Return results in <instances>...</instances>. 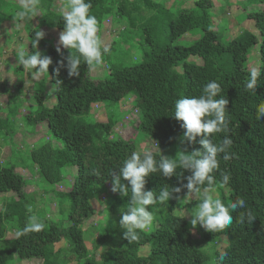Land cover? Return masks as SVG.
<instances>
[{"label":"trees","instance_id":"obj_1","mask_svg":"<svg viewBox=\"0 0 264 264\" xmlns=\"http://www.w3.org/2000/svg\"><path fill=\"white\" fill-rule=\"evenodd\" d=\"M177 1L182 7L187 2L174 0L167 6L166 0H91L90 14L97 17L99 26L101 20H112V24L116 21L121 26L116 32L122 35L123 43H127V37L142 35L145 45L138 63L110 68L108 76L99 81L91 79V64L83 58L78 75L69 76L67 57L71 53L75 55V50L63 46L58 53L57 47L45 37L35 46L37 29H32L30 24L26 52L42 50L45 56L51 57L47 76L53 86L54 103L51 108L46 107L44 101L47 96L33 89L30 99L37 108L34 113L18 114L14 103L17 99L9 96L5 109L0 110V138L8 142L11 152V157L3 165L0 162V194L12 193L14 197L0 210V264H8L14 259L15 264L26 260L37 261L38 264H264V116L256 119L259 109L264 107V0H259L263 5L262 10L249 11L246 1L243 8L245 18L253 22L260 39L258 68L261 69V76L252 92L245 91L244 85L250 73L248 54L258 44L257 36L250 30H242L232 39L221 41L216 30L220 20L210 0H190L192 6L177 10L175 15L162 11L161 3L170 10ZM37 12L40 13L41 26L48 25L63 32L62 15L43 16L41 10ZM6 15L0 11V24L13 18ZM135 26L140 29L137 30ZM195 32H198V37L191 45H173L180 37ZM194 56L200 58V64L189 60ZM56 68L58 72L53 71ZM14 72H24V66L19 61ZM45 79L43 75L40 80L44 82ZM213 80L222 88L216 98L223 97L229 101L226 105L228 130L211 134L208 138L219 144L228 136L232 145L228 150L229 159L223 158L224 153L218 154L219 167L210 174L216 183L209 188H218L219 177L227 174L229 180L225 185H220L218 197L225 204L234 202L238 197L246 202L245 208H238L232 213L233 223L224 231L227 245L218 254L214 253L210 239H213L214 233L219 236L222 230L208 232L205 228L197 229L201 233V240H205L203 244L213 249L212 254H206L207 250L200 248L202 246L193 236V229L188 227L185 218L174 215L178 201L195 192L186 187L193 170L178 163L171 177H164L159 169L145 177V191H153L158 196L163 187L169 188L171 198L166 202V214H159L150 231L138 230L135 241L124 238L126 230L114 228L118 222L116 215V218L107 221L110 223L109 229L96 227L102 231H98L100 235L94 248H98L99 244L104 246L101 260L96 261L95 251L89 250L85 244L84 229L81 227L89 223L96 213L92 207L94 199L110 200L109 206L128 211L126 207L131 193L129 191L128 196H122L119 191L108 192V186L113 182L110 174H119L123 162L133 152L140 151H136L132 140L115 134L117 122L113 118L84 121L93 112L92 105L119 102L122 97L133 96L131 109L137 112L140 120L134 126L136 134L140 131L146 139L154 142L156 148L158 145L157 151H150L157 161L162 156L161 149L175 145H180L179 150L185 154L194 151L203 153L199 141L205 138L204 134L189 142L184 137L186 130L180 126L183 122L172 116L176 100L201 95L205 85ZM16 89L20 94L25 93L21 84ZM6 94V84L0 82V95ZM20 116L29 125L48 123V132L57 142V145L45 142L29 152V162L36 173L58 190L57 212L62 215L67 211L64 223L39 217L45 225L41 231L22 232L29 223V217L35 215V193L27 194L25 178L15 171L16 162L13 159L20 153L12 140L17 133L16 119H20ZM67 166L76 169V176L65 187L61 182L64 181ZM120 183L130 189L128 181L122 177ZM199 186L194 184V188ZM172 188H180V192H171ZM199 202H190L189 207H197ZM63 203H66L65 207H62ZM51 204L54 202L51 201ZM247 211H251L255 219L251 223L247 219L240 223V214ZM6 223L11 224V227H6L7 230L15 233L10 239L5 238ZM220 240L219 237L213 239L214 243ZM58 243H63L64 248L55 249ZM145 247H148L146 252H142Z\"/></svg>","mask_w":264,"mask_h":264},{"label":"rangeland","instance_id":"obj_2","mask_svg":"<svg viewBox=\"0 0 264 264\" xmlns=\"http://www.w3.org/2000/svg\"><path fill=\"white\" fill-rule=\"evenodd\" d=\"M162 2L163 0H156ZM174 0H166V5L168 6ZM212 4V9L216 11L217 19L220 22L216 25V30L218 32V36L221 41L230 40L234 36H236L242 30H250L257 36L258 44L253 46L248 54V68L251 70L253 67H258L259 65V56H258V48H259V36L258 31L254 28L253 22L248 21L245 18V12H243V8L245 6L244 1L248 4L249 11H259L262 10V4H260L259 0H210ZM29 0H0V11L4 14H7L13 18H8L4 20L0 24V82H5L7 94L0 95V110H4L6 107V100L7 97H15V109L16 112L20 115L23 113H34L37 108L35 107V103L32 99H30V94L33 89L39 90L47 96L46 101H44V105L48 108H51L54 103L53 98V86L50 84L48 80L49 77L47 74H44L45 81H41V77L43 76H36L34 75L35 70H28L24 67V72H14V67L16 62L19 61L18 53L21 50L26 51L27 42H28V34L29 27L32 23V29H37L44 31L45 38L48 41H52V43L59 48H62L63 45L59 44V35L60 31L50 27V26H41L40 25V13L37 12L34 16L32 12H28V14L24 17L19 15L20 12L25 11L23 4L28 3ZM40 2V5H39ZM68 0H38L36 5L37 11L41 10L43 12V16L49 15H61V9L67 5ZM176 4L172 7V9L167 10V6L164 3L162 5V11L168 12L169 14H176L177 10L184 8L189 9L192 6L191 1L187 0L185 3V7L182 5ZM239 7L241 9H239ZM239 9V10H238ZM213 11V10H212ZM51 14H50V13ZM214 13V12H213ZM6 15V16H7ZM113 17V16H111ZM241 17V22L239 19ZM21 20L20 22L18 20ZM111 19V18H110ZM18 21V22H17ZM29 22V23H28ZM111 22H113L111 20ZM109 19L101 20V24L98 27V36L102 42V60L100 63H92L89 69V76L94 81L103 80L108 76V72L110 68L113 67H120L123 65H130L136 64L140 61L141 54L143 52V46L145 49V45L143 42L144 36L140 35L138 37H127L125 40L127 43H123V39L120 38L118 31L116 29L121 28L118 26V23L115 21V24H112ZM218 22V20H217ZM138 29L140 27L135 26ZM135 28V29H136ZM123 34V33H122ZM128 36V35H127ZM142 36V37H141ZM198 37V32L193 34L188 33L185 36L180 37L173 45H180V46H189L191 43ZM114 41V43H113ZM143 42V44H142ZM109 46V47H108ZM111 46V48H110ZM108 49V53L103 52V48ZM42 56L44 52L40 50ZM190 61H194L197 64H200V58L197 57H190ZM111 64V65H110ZM21 84L24 86L25 93L20 94L19 91L16 89V86ZM26 96V97H25ZM134 97L133 96H125L122 97L119 102H103V103H96L93 104V112L90 115L83 119L84 121L94 122V121H106V117L113 118L117 123L114 127V132L116 135L122 137L125 140H132L136 151L145 152V151H157L154 142L150 139H146L144 134L139 131L136 134V129L134 126L140 122L139 116L137 112L133 111L132 104ZM22 114H21V113ZM19 119V118H18ZM17 120L15 125L16 128V135H14L13 143H15L16 150L20 154H16L15 158L13 159L16 162L15 171L19 174H22L25 178L27 185L25 191L28 193H35L34 197V207L33 211L36 216L38 217H49L56 221L57 223H64L67 211L65 210L63 214H59L56 210L58 207L57 195L58 190L55 185L48 184L43 181L42 177L39 176L36 172V169L33 167L30 161L29 152L30 149L35 146L41 145L45 142H49L52 145H57L56 141L50 136L48 132V123L43 122L37 126L26 124L23 121V117L20 116V119ZM180 145H175L167 148L161 149V155L164 157L176 159L179 153H184L179 150ZM10 146L8 142L5 141L3 138H0V162L2 165L5 161H7L11 156L10 154ZM185 154V153H184ZM187 155V154H186ZM29 158V160H28ZM13 162V161H12ZM65 176L63 177L64 181L61 182L62 185L67 187V183L74 180L76 176V169L74 167H65L64 169ZM70 176V177H69ZM221 179V177H219ZM218 178V179H219ZM216 189H210L208 184L201 185L199 188L201 189L199 192H194L187 194L184 199L178 201V207L174 211V215L181 216L185 218L187 221L188 227L193 229V236L197 240V242L202 246L201 249H206V254H212L214 248V253L221 252L224 247L228 243L227 237L224 235V230H222L218 236V233L211 238L219 237L221 238L220 241L214 243L213 239H210L209 244L212 245L208 246L207 244H203L204 239L201 240V233L197 229H202V225L198 222L195 227L191 225L192 214L194 213V208H190V202L199 201L202 199L203 190L204 188H208V194L212 195L214 198L219 195L220 192V185ZM112 185L108 186L109 191H111ZM203 189V190H202ZM40 190V191H39ZM223 190V188H222ZM225 190V189H224ZM107 195H105L106 197ZM12 193H5L0 194V210L4 209V206L9 203V201L13 200ZM31 198V197H30ZM108 198V196H107ZM54 199V200H52ZM107 200V199H106ZM102 198L94 199L92 201V207L95 209V215L86 224H83L81 229H84V239L87 248L91 251H95L94 255L96 261L101 260V254L103 252V245L99 244L98 248H94L96 244L97 238L100 235L99 232L102 229H96V227L104 226L106 229L110 228V223L107 222L110 219H113L116 215L118 222L115 223V227L118 230H126L122 227L119 223L121 219V210L122 208H115L109 206L108 202ZM51 201L54 204H51ZM106 201V204H104ZM111 204V203H110ZM66 203L62 204V207H65ZM58 209V208H57ZM147 210L151 211L154 216V220L150 227L144 229L146 232L150 231L155 226L156 219L158 218L159 214L165 215L167 212V205L165 203H157L152 208H146ZM124 213L127 211L123 210ZM115 217V218H116ZM107 218V219H105ZM66 222V221H65ZM11 225V224H10ZM9 224H4V227H11ZM118 227V228H117ZM99 231V232H98ZM105 231V230H104ZM103 231V232H104ZM86 232V235H85ZM116 232V230H114ZM5 238L10 239L14 237L15 233L12 231L5 229ZM65 245L63 243H58L55 245V249L58 247H63ZM148 248V247H147ZM147 248L145 247L142 252H146ZM15 259L8 264H15ZM17 264H38V262H34L33 260H26L25 262H19Z\"/></svg>","mask_w":264,"mask_h":264},{"label":"clouds","instance_id":"obj_3","mask_svg":"<svg viewBox=\"0 0 264 264\" xmlns=\"http://www.w3.org/2000/svg\"><path fill=\"white\" fill-rule=\"evenodd\" d=\"M38 0H29L23 4L25 11L19 15L24 17L28 12L36 13V5ZM92 8L91 0H68L67 5L61 9L64 30L59 35V44L65 48L75 50L76 54H70L68 59L69 76L78 75L81 58L88 63H100L102 60V42L98 36V20L93 14H90ZM45 36L44 31L35 32V46ZM56 51L59 53L60 48ZM108 49L103 48V52ZM19 63L26 69L34 71V75L42 76L48 74V67L52 63L49 56H42L40 51L28 53L24 50L18 53ZM58 72L59 69H53ZM261 76V69L253 67L250 70L244 88L245 91H251L258 84V78ZM222 92L221 85L215 80L208 82L203 88V92L199 96L183 97L175 101L174 117L177 121H182L181 128L185 129L184 137L189 141L195 140L197 136L204 134L205 138L199 143L203 147V153L194 151L191 154L179 153L176 159L160 156L157 161L150 151L133 152L127 158L123 165L119 168V174L111 173L113 182L111 191L119 193L122 196H128L129 191L131 197L126 207L127 213L121 210L120 225L126 228L124 238L128 241L138 239V230H144L151 226L154 216L153 213L146 209V206L156 205L157 203L167 202L170 196V190L167 186L163 187L159 195L153 191H145V177L149 173H155L159 169L164 177H171L175 174L179 165L193 170V176L189 178L186 187L190 191L199 192V188H194V184L203 185L205 181L209 186L216 183L214 177L210 175L214 170L218 169V154L224 153V159L230 158L229 149L232 140L225 136L222 141L217 144L213 139L208 137L214 133H222L228 130V121L226 120V105L229 103L227 98L216 97ZM264 116V107H261L256 116L260 120ZM158 148V145H157ZM159 154V152H158ZM202 158H198L201 157ZM158 165V168H157ZM121 177L128 181L130 189L120 183ZM229 180L227 174H222L220 185L223 186ZM171 192H180V188H172ZM156 196V199H154ZM246 207L243 198H237L234 202L225 204L217 196L213 197L208 194V188H204L203 196L198 206L192 214L191 225L195 227L199 222L206 231H221L229 227L233 223L232 213L238 208ZM29 211L31 209L29 208ZM240 223H244L245 219L251 223L255 217L251 211L240 214ZM45 227L44 223L36 215L29 217V223L22 232L41 231ZM22 233H18L20 235ZM223 259V254L221 255Z\"/></svg>","mask_w":264,"mask_h":264}]
</instances>
